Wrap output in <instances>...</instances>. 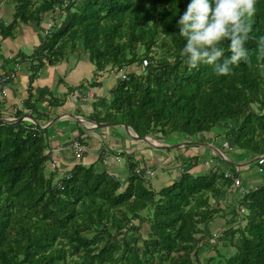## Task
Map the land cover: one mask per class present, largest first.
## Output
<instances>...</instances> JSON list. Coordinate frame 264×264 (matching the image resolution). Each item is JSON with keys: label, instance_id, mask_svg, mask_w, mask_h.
<instances>
[{"label": "trees", "instance_id": "obj_1", "mask_svg": "<svg viewBox=\"0 0 264 264\" xmlns=\"http://www.w3.org/2000/svg\"><path fill=\"white\" fill-rule=\"evenodd\" d=\"M9 1L14 12L8 24L0 22L2 37L19 22L50 19L56 6L65 11L31 56L30 84L45 62L85 51L96 72L118 73L108 95L91 102L89 119L126 123L138 136L168 143L214 131L240 156L264 154V0L249 18L247 61L228 75L185 62L177 20L189 0ZM130 65L135 69L127 71ZM31 86L25 110L16 109L14 117L27 110L34 122L0 120V264H264V183L241 195L245 212L211 243L210 225L232 183L225 171L183 170L157 190L135 172L130 156L122 180L98 167L99 155L58 175L46 166L51 132L43 125L50 114L35 102ZM38 98L62 103L51 91ZM206 248L215 253L200 258Z\"/></svg>", "mask_w": 264, "mask_h": 264}, {"label": "crops", "instance_id": "obj_2", "mask_svg": "<svg viewBox=\"0 0 264 264\" xmlns=\"http://www.w3.org/2000/svg\"><path fill=\"white\" fill-rule=\"evenodd\" d=\"M13 12L14 4L11 1L0 0V22L2 24H8L12 20ZM45 34L42 21L39 25L33 22H19L12 35L5 37L0 35V72L18 66L16 76L8 85L6 93L2 94L0 92V115L4 118H10L14 117L16 109L25 110L23 103L28 95L29 86L32 85L31 91L33 99H36L35 102L46 109L50 114V120L58 117L50 125H47L51 132L50 146L47 149H53L52 156L56 158L59 167L57 170L58 175H62L69 170L76 162L81 161L84 164H89L96 161L100 155L101 161L98 167H105L111 174L125 180L128 175L127 158L130 156V159L137 162L136 168L146 166L155 171L148 183L158 190L162 186L172 183L183 170L193 174H203L211 171L212 167L216 166L217 170L232 172L228 164L234 163L236 175L241 178V187L233 186V180L229 177L232 183L230 187L226 188L225 197L221 201L224 210L211 224L213 226L219 218L224 220L226 222L225 226L228 227L234 224L237 218H240L237 209L242 207L238 203L241 195L247 190L264 183V164L259 165L257 163L258 156L240 160L238 157L243 156H240L239 150L236 148L223 149L226 141L214 131L204 132L196 136L195 140L180 138L178 140L180 145L167 148L163 145L169 143L163 138L149 136V142L138 140L130 136L122 124L101 127L88 125L87 123L90 124V122H87L85 118H88V114L92 111L91 102L97 96L108 95L109 89L116 82V77L112 82L107 80L109 73L114 70H107L110 68L108 67L105 70L96 72L94 65L87 58L77 52L69 53L68 51L67 55L56 63L49 64L45 62L30 84L29 65L32 62L31 56L36 47L43 41ZM134 69V65L126 68L127 71ZM82 82H84L83 85H80ZM91 82L98 85L92 86ZM47 91L57 95L62 103L49 106L45 100H40L41 97L38 98L41 93ZM24 114L29 113L26 110ZM110 126H117L118 128L111 129ZM119 128L121 130H117ZM128 129L134 132L130 126H128ZM102 131L106 133L105 139ZM74 137L83 139L86 144V150L80 158H76L69 147ZM108 139L112 142H109ZM185 141L194 143L184 145L183 142ZM192 145H200V151L187 152L186 146ZM218 151L225 153L226 159L224 160H226V163L222 162L219 156H216L218 154L215 152L218 153ZM228 151H232L234 155L227 156ZM105 153H107V159L104 162L103 156ZM46 163L47 170H52L49 159ZM231 206H234L233 211ZM211 229L214 233L208 239L210 242H213L211 239H214L215 242V237L219 234L221 228L213 229L211 227ZM230 249L229 251L232 250Z\"/></svg>", "mask_w": 264, "mask_h": 264}, {"label": "clouds", "instance_id": "obj_3", "mask_svg": "<svg viewBox=\"0 0 264 264\" xmlns=\"http://www.w3.org/2000/svg\"><path fill=\"white\" fill-rule=\"evenodd\" d=\"M258 0H189L179 16L181 53L193 68L211 65L217 75L231 74L233 65L247 61L251 24ZM264 55V36L259 38ZM226 44V46H225ZM229 53L226 55L225 53Z\"/></svg>", "mask_w": 264, "mask_h": 264}, {"label": "built area", "instance_id": "obj_4", "mask_svg": "<svg viewBox=\"0 0 264 264\" xmlns=\"http://www.w3.org/2000/svg\"><path fill=\"white\" fill-rule=\"evenodd\" d=\"M65 13L64 9L60 6H56L53 11H52V17L50 14V19L44 20V29L45 32L48 33L49 31H51L54 27V18H60V16H63V14ZM147 59H143L141 62L142 67L145 66L147 64ZM18 66H16L14 69H6V70H2L0 72V92L2 94L6 93V89L8 87V85L10 84V82L15 78L16 76V72H17ZM122 74L121 76L124 77L125 76V70H121ZM70 150L73 153V155L76 158H80L83 156L85 150H86V144L81 140V138L79 137H74L72 138L70 144H69ZM223 149L226 150H231L233 149V147L229 146L228 144H224L223 145ZM46 152L49 154V162L51 165L52 170H58V162L56 160V158H54L52 156V152L53 149H47ZM221 153V157L223 159H226L225 153H223L222 151H219ZM107 159V153L104 154L103 156V161L105 162ZM257 163L259 165L264 164V154H259L257 157ZM217 169V167H212V171H215ZM260 169V168H259ZM135 172H137L138 174H141L142 177L146 180L149 181L152 179L153 175L155 174V171L150 168V167H146V166H139L135 169ZM224 175L226 177H230L233 180V186L236 187H241V178L239 176H237L236 174L232 173V172H224ZM238 214H241L244 212V208L243 207H238L237 209Z\"/></svg>", "mask_w": 264, "mask_h": 264}, {"label": "rangeland", "instance_id": "obj_5", "mask_svg": "<svg viewBox=\"0 0 264 264\" xmlns=\"http://www.w3.org/2000/svg\"><path fill=\"white\" fill-rule=\"evenodd\" d=\"M78 54H80L81 56H84V58H87L88 59V61L89 62H91L90 60H89V56H88V53H86L85 51H81V52H77ZM87 61V60H86ZM92 63V62H91ZM92 65H94L93 63H92ZM95 67V66H94ZM108 68V67H107ZM107 70H109V68L107 69ZM116 71H113V72H110L109 73V78L107 79V80H111V82L113 81V79H115V77H116ZM118 74V73H117ZM85 122V121H84ZM86 123V122H85ZM88 125H91V126H93V123H87ZM91 128V127H90ZM110 128L111 129H113V128H118L117 126H115V127H111L110 126ZM91 129H93V128H91ZM99 129V128H98ZM117 130H121L120 128L119 129H117ZM103 132V135H104V139L106 138V133H105V131H102ZM102 135V136H103ZM101 138V137H100ZM102 139V138H101ZM150 139H152V138H150ZM108 141L109 142H112L110 139H108ZM221 147V146H220ZM167 148H170V147H167ZM180 149V148H179ZM185 149V148H184ZM200 149H201V146L200 145H198V146H186V151L187 152H191V151H196V152H199L200 151ZM182 151H183V149H181ZM216 154H218L217 156H219L220 157V154L219 153H217V152H215ZM233 156L234 155V153L232 152V151H228L227 152V156ZM241 156H243V157H238L240 160H245L244 158H247V159H251V158H253L255 155L254 154H252V153H250L249 155H247V154H245V155H241ZM221 158V157H220ZM222 159V158H221ZM225 209H226V207H225ZM226 225V222L224 221V220H222V219H219L218 218V220H216V222L213 224V226H212V224H211V227L213 228V229H215V228H218V229H220V228H223L224 226ZM226 227V226H225ZM212 231V230H211ZM211 240H213V242H211V243H214V239H211ZM220 247H222V246H220ZM222 250H225L226 249V247L225 248H221ZM229 249L230 248H227V251H229ZM231 250V249H230ZM215 253V251L213 250V249H210V248H206V249H204L203 251H201L200 252V254H199V257L200 258H203L204 256H208L209 254H214Z\"/></svg>", "mask_w": 264, "mask_h": 264}, {"label": "water", "instance_id": "obj_6", "mask_svg": "<svg viewBox=\"0 0 264 264\" xmlns=\"http://www.w3.org/2000/svg\"><path fill=\"white\" fill-rule=\"evenodd\" d=\"M57 118L58 117L52 118L46 124H44L43 127L44 126H47V125H50ZM21 119H30V120H32L34 122V120L31 118L30 114H24L23 116L17 117V118L16 117H10V118L9 117H7V118L6 117L5 118L4 117H0V120H2V121H15V120H21ZM85 120L87 122L93 123V127L94 126L101 127V126H107V125L122 124L127 129V132H128V134L130 136H132V137H134V138H136L138 140L140 139V140L149 142V136L148 135L138 136L136 133H134V132H132L131 130L128 129V125L126 123H120V122H96V121L91 120L89 118H85ZM192 143H194V142H192V141H185V142H183L184 145H186V144H192ZM150 144H152V143H150ZM152 145H154V144H152ZM178 145H180V143L176 142V143H173V144L169 143V144L163 145V147H171V146H178ZM218 153L221 156V153L219 151H218ZM232 164H234V163H232Z\"/></svg>", "mask_w": 264, "mask_h": 264}]
</instances>
